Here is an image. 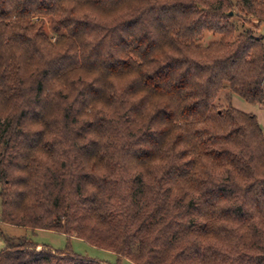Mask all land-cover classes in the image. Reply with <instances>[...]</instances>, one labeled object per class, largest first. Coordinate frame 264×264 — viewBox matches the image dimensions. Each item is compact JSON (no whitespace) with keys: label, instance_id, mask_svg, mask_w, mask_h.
I'll return each instance as SVG.
<instances>
[{"label":"trees","instance_id":"16d2710c","mask_svg":"<svg viewBox=\"0 0 264 264\" xmlns=\"http://www.w3.org/2000/svg\"><path fill=\"white\" fill-rule=\"evenodd\" d=\"M262 25L264 0H0V224L114 264H264V134L215 105H264ZM38 246L0 264H106Z\"/></svg>","mask_w":264,"mask_h":264},{"label":"rangeland","instance_id":"374dc122","mask_svg":"<svg viewBox=\"0 0 264 264\" xmlns=\"http://www.w3.org/2000/svg\"><path fill=\"white\" fill-rule=\"evenodd\" d=\"M234 21H236V23H240L239 21H237L236 18L234 19ZM255 23L254 25H256ZM240 25L241 24H238L237 26V32H241L243 28L246 27L243 26L242 28ZM44 28L45 31L49 35H51L48 20L46 19ZM254 36L256 38H261L264 40V25L255 29ZM217 39V36L210 33H206L204 34L203 39L200 41V44L207 45L210 42L216 41ZM215 105L221 108H226L228 105H230L231 107L243 113L255 116L264 134V105L248 104L239 96L230 94L227 89L219 94ZM0 233L3 235H0V251L5 248V240L9 238H12L14 240L18 238H26L39 245L37 247V250L42 249L43 246H47L52 250L69 249L77 255H81L89 259L100 260L105 262L106 264H114L117 260V257L111 252L95 248L82 240L76 238H67L64 235L54 232L41 230L31 231L29 229H22L14 226L0 224ZM121 264L131 263L126 260H121Z\"/></svg>","mask_w":264,"mask_h":264}]
</instances>
